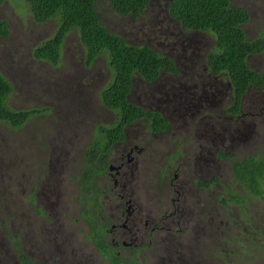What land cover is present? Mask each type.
I'll list each match as a JSON object with an SVG mask.
<instances>
[{
    "label": "rangeland",
    "instance_id": "rangeland-1",
    "mask_svg": "<svg viewBox=\"0 0 264 264\" xmlns=\"http://www.w3.org/2000/svg\"><path fill=\"white\" fill-rule=\"evenodd\" d=\"M168 1L148 0L142 16L132 19L118 15L109 0H96L101 24L109 32L124 38L128 44L148 45L159 54L171 57L179 69L177 76L161 73L151 84L133 77L129 101L145 110L161 112L170 121V129L165 134L152 136L147 134L146 122L129 126L125 131L129 142L141 138L138 145L144 146L141 153L127 146V157L122 163L131 165L136 159L140 168L152 169V179L146 185L152 193L161 154L172 150L176 141L191 169H200V175L209 173L202 175L203 179L219 175L214 190L199 193L201 200L196 203L194 213L187 217L191 230L196 229V223L200 227L209 222L217 226V240L210 248L214 253L215 247L221 250L235 247L233 230L237 234L238 230L229 229L227 222L239 221L240 228L244 214L246 218L253 217L258 227L264 225L263 200L248 201L247 209L246 205L239 208L236 204L227 206L228 210L214 206L215 195L228 197L227 192L236 189L231 179L232 158L221 157L230 153L240 160L261 154L264 85L263 90L248 88L239 114L225 115L224 110L232 103L230 85L226 76L214 77L205 61L214 44L213 37L209 33L182 32L166 13ZM230 1L249 15L248 23L242 26L246 38L264 39V0ZM0 19L7 22L9 30L6 38H0V73L12 86L7 104L14 110H49L32 115L18 129L0 121V264H21L18 249L40 264H43L41 261L58 264L60 255L73 264H109L108 260L95 257L93 246L84 236L87 222L97 218V208L101 210L100 204L105 203L98 191L103 180L92 178L97 167L86 163L84 153L97 141V127H108L115 120V114L105 109L98 98L99 90L109 78L105 56L99 55L86 66L78 35L71 31L63 43L58 65L53 66L35 59L32 52L54 34L56 20L35 22L23 0H3ZM246 62L264 78V54L252 55ZM209 137L215 145L209 142ZM199 151L208 163L197 159ZM175 156L171 155L170 159ZM112 158L114 167L121 164V160ZM88 171H93L88 176L90 185L87 179L83 180ZM240 192L237 189L234 193ZM145 196L139 202L145 203ZM153 196L156 203L161 201L158 189ZM180 203L179 207L184 208L188 200ZM181 225V228L170 226L168 239L166 229H161L168 227L164 224L148 240L144 236L142 244L151 248L144 254L150 256L146 260L154 264L158 255L169 253L177 259L170 258L167 262L162 259L163 264H193L194 257H189L186 250L199 234L180 238L178 229L185 230L182 222ZM237 248L233 250L240 249ZM208 251L209 247L204 249L205 253ZM144 255L140 260H144ZM235 260L236 257L229 256L224 263L215 258L204 261L203 257L200 264H232Z\"/></svg>",
    "mask_w": 264,
    "mask_h": 264
},
{
    "label": "trees",
    "instance_id": "trees-1",
    "mask_svg": "<svg viewBox=\"0 0 264 264\" xmlns=\"http://www.w3.org/2000/svg\"><path fill=\"white\" fill-rule=\"evenodd\" d=\"M2 1L0 0V5ZM109 2L118 15L130 16L132 19L141 17L148 5V0ZM24 3L35 22H57L54 34L33 49L32 55L35 59L57 66L63 42L71 31L78 35L86 66H90L99 55L105 56L109 78L99 90L98 98L105 109L115 114V120L108 127H97V141L87 152L90 163L95 162L102 153H106L105 144L122 141L126 136L124 129L135 121L146 120L149 130L154 133L168 129V121L161 114L146 111L131 103L129 95L135 76L151 84L161 73L177 75L179 69L171 57L159 54L148 45L128 44L124 38L109 32L101 24L96 0H23V5ZM166 13L176 21L182 32L209 33L213 37L214 44L205 58L207 68L214 77L226 76L230 85L232 103L224 110V114H239L241 100L247 89L253 87L263 90L264 85L263 76L251 69L246 62L250 55L264 54L262 37L248 40L245 36L242 26L249 21L246 10L233 6L230 0H169L166 3ZM8 34L7 22L0 19V38H6ZM11 92V84L0 73L1 122L18 129L24 126L32 115L49 111L14 110L7 104ZM101 139L104 140L99 142ZM228 156L232 158L234 182L243 188V192L234 194L233 203L243 207L247 204V199L257 198L264 201V144L258 156L240 160L234 159L230 153ZM83 176V180L87 179L88 184V175ZM242 194L248 198L241 200ZM222 202L225 201L222 199ZM234 224L238 225L236 222ZM237 230L238 234H233L235 247H227L226 250L216 248L215 259L225 263L230 256L236 257L232 264H264V225L258 227L254 218L247 216L242 227H237ZM92 237L96 238L98 248L103 250V241L98 240L97 234ZM237 247L240 249L233 250ZM18 258L21 264H37L19 249Z\"/></svg>",
    "mask_w": 264,
    "mask_h": 264
},
{
    "label": "flooded vegetation",
    "instance_id": "flooded-vegetation-1",
    "mask_svg": "<svg viewBox=\"0 0 264 264\" xmlns=\"http://www.w3.org/2000/svg\"><path fill=\"white\" fill-rule=\"evenodd\" d=\"M242 101L243 97L241 100V104ZM157 113L162 115L161 112ZM166 120L168 121V129L164 132L156 133L149 130V125L146 120L142 119L138 121H141L142 125H145L143 122H146L147 134L150 133V135L156 136L158 134H165L170 129V121L168 119ZM138 121H135L134 123L126 126V128L124 129V133L129 126L131 127L135 125V123H137ZM208 140L211 144L215 145L210 137L208 138ZM139 141H141V138L139 140L135 139V141L132 140V142H129L128 136H125L122 141H115L110 145L105 144V146L107 147L105 150L106 153H102L101 157L98 156L96 158L95 162L99 163L97 165L90 163L89 159L85 157L87 156V152L89 151L88 149H86L84 153V160L86 161V163H90V167H97L95 176L103 180V186L98 191H101V196H104L105 203L104 205L100 204L101 210L97 208V215L99 214L97 218H95L91 223L87 222V233L84 235L88 242L91 241L93 243L95 257H102L104 260H108L109 264H148V262L150 261L146 259H148L150 256L144 254L145 252H149L151 248H146L142 244L143 237L145 236L148 240L149 236L152 235V232L160 225L164 224L168 227H162L161 229H166L167 232H165V238L168 239L171 236L170 226L175 225L181 228L182 222V224L185 225V230L183 229L184 231H181L180 229H178L177 235H179L180 238H182L183 236H191L192 234H199L197 238L187 247L186 250L189 257H194L193 264H200L201 258L203 257L204 261L209 258H215L214 255L216 252L214 251V253H212L210 248H212V245L217 240V226H212L213 224L209 222L207 224H204L203 227H200L199 225L201 224L196 223V229L191 230L188 229L187 217L194 213L193 210H195L196 208V203L200 202V197H202V195H200L199 193H205L214 190L215 186L220 180V176L215 175L207 180L203 179L202 175H209V173H202L200 175L199 173L202 172H199L200 169H197L195 167L191 169L189 167L190 165L187 164L186 161H184L186 154L183 153L182 150L178 149L179 142L175 141L172 150H168L166 152L167 154H161L162 159L156 172V182L151 193L149 190L147 191L146 185L148 186L147 183L150 181V179H152L150 175L152 169L146 167L140 168L139 162L136 159L134 161H131V165L122 163L127 157L125 155L126 151L129 150L127 146L130 147V149H136L138 153L142 152V147L144 145H138L140 143ZM105 143H107V141H105ZM201 153L203 152L199 151L197 159L200 162L208 163V161H204V154L202 155ZM228 154L229 153L224 154V157H220L230 158ZM171 155L176 156L170 159ZM112 156H114V158H116L117 160H121V164L119 166L114 167L113 164L115 160L112 158ZM92 173L93 171H88L87 174L86 172L84 174L89 176ZM231 175V179L235 181L232 171ZM88 180L90 181V177L88 178ZM228 180H230L229 177ZM88 184L90 185V183ZM234 185H236V189L234 191L227 192L229 194L228 197L215 195L214 206H216L217 209L219 208L218 206H223L226 207V210H228L227 206L235 204L233 203V196L235 194L234 192L237 189H240L243 192V188L239 184ZM157 189L158 193L161 195V201H157L156 203L155 200L153 201L152 199L153 197H156L153 195L155 194V192H157ZM143 194L146 195L145 203L143 201L139 202ZM172 195H175V197L167 199L168 196L171 197ZM192 197L198 199V201L196 202L195 199L190 200ZM246 198H248V196L242 194L241 200H246ZM185 199L188 200L187 206L184 208H180V202ZM222 199L225 202H222ZM248 201L250 200L247 199V204ZM95 202H97V200ZM206 203L207 199L204 204ZM236 206L239 207V205L237 204ZM244 207L245 205L242 208ZM245 219L246 217L243 214V220L242 222H240L241 225L243 224ZM235 222L238 225L234 224ZM238 222L239 221L236 220L232 223L227 222V224L229 225V229H237V227L240 225ZM220 223L222 224V221ZM223 232L226 233V231ZM233 232V234H237L235 230H233ZM92 233L97 234L98 240L103 241V250L98 248V245L95 243L96 238L92 237ZM208 247L209 251L205 253L204 249ZM216 248L217 247H215L214 249ZM169 252L171 253L170 250ZM143 255L144 260H140ZM170 258L172 259V261L177 259L173 258L169 253H165L161 256L158 255L156 261H154V264H163L164 262L162 261V259L167 262ZM195 260L196 263H194ZM41 262L44 264L43 261ZM58 264L73 263H71V261H69L67 257L60 255ZM149 264H151V262Z\"/></svg>",
    "mask_w": 264,
    "mask_h": 264
},
{
    "label": "clouds",
    "instance_id": "clouds-1",
    "mask_svg": "<svg viewBox=\"0 0 264 264\" xmlns=\"http://www.w3.org/2000/svg\"><path fill=\"white\" fill-rule=\"evenodd\" d=\"M66 37H67V36H66ZM65 39H66V38H65ZM64 41H65V40H64ZM63 43H64V42H63ZM253 55H256V54H253ZM250 56H252V55H250ZM250 56H249V57H250ZM100 161H101V160H100ZM92 178H97V176L92 175ZM92 178H91V179H92ZM90 183H91V182H90Z\"/></svg>",
    "mask_w": 264,
    "mask_h": 264
},
{
    "label": "crops",
    "instance_id": "crops-1",
    "mask_svg": "<svg viewBox=\"0 0 264 264\" xmlns=\"http://www.w3.org/2000/svg\"><path fill=\"white\" fill-rule=\"evenodd\" d=\"M86 222V221H85ZM88 242V241H87ZM89 243L93 246V243L91 241H89ZM37 264H40V263H37Z\"/></svg>",
    "mask_w": 264,
    "mask_h": 264
}]
</instances>
